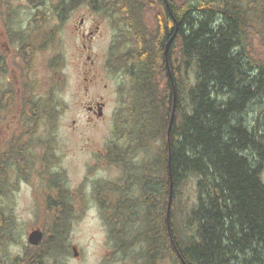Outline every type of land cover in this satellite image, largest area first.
<instances>
[{"label": "trees", "instance_id": "16d2710c", "mask_svg": "<svg viewBox=\"0 0 264 264\" xmlns=\"http://www.w3.org/2000/svg\"><path fill=\"white\" fill-rule=\"evenodd\" d=\"M27 1L33 6L52 5L57 14L63 17L83 3L105 14L117 32L109 64L114 71L127 73L134 84L151 86L150 89L154 90L153 97L147 98L145 95L144 108L148 109L151 103L149 99H154L153 107L159 112L162 126L160 200L157 220L153 218L145 222L149 230L144 237L149 241V246L142 253L143 259L152 261L157 254L160 261L165 257L174 264H264V244H261L260 251L251 253L247 246L251 240L257 242L264 235V107L262 101L250 104L251 112L257 116L252 127L238 123V115L247 111L249 103H254L251 100L253 96H260L256 93L261 86H258L259 80L254 76L246 56L237 59L233 54L241 23L232 5H226L224 0ZM166 4L171 6L175 22L168 17L167 24H164L160 19L156 7ZM256 5L258 33L259 25L264 28V10L258 8L264 5V0H256ZM218 11H227L236 23L226 18L224 27L219 28L214 24L217 18L214 22H207L205 13L212 17ZM47 12L36 9L35 20L41 23ZM147 15L153 21L150 29L147 27ZM175 24L177 29L169 36ZM168 38L171 39L167 60L170 70L175 61L173 74L177 87L176 105L167 139L166 129L172 105L163 46ZM259 46L263 50L264 40ZM256 53L259 54L258 49ZM47 105L49 107L50 101ZM143 116L144 113L136 114L134 118L140 124L139 117ZM112 149L120 150L116 146ZM121 154L115 160L125 167L126 162L120 161L124 160L125 154ZM10 171L8 161L3 162L0 165V181L7 180ZM189 177L193 178V200L189 207L181 206L177 204L180 191ZM170 182L172 204L168 212L180 214L175 227H172L173 246L167 239L166 221L163 218L166 204L162 201L169 193ZM143 185H146V181ZM148 191L144 190L143 197L151 199V188ZM147 201L145 208L142 204H133L131 210L129 206L117 203L115 210L125 214L135 207H141L142 211L153 214L154 203ZM51 204L56 205L55 202ZM62 206L57 205L50 232L42 242L36 247L24 249L25 264H64L60 256L67 253V229L65 214L59 213ZM67 206L64 204V207ZM113 206L104 205L107 211ZM0 210L4 214L1 207ZM169 219L171 221V215ZM129 220H126L128 225ZM155 221L158 222L159 231L157 249L154 248L152 232ZM236 228L240 229L244 240L240 247L242 259L238 258ZM12 229L10 216L4 214L2 219L0 217V264L9 263L2 244L5 239L12 238L8 235ZM119 230L113 234V238L119 241V249L125 251L124 241L128 242L129 235L125 226Z\"/></svg>", "mask_w": 264, "mask_h": 264}, {"label": "rangeland", "instance_id": "374dc122", "mask_svg": "<svg viewBox=\"0 0 264 264\" xmlns=\"http://www.w3.org/2000/svg\"><path fill=\"white\" fill-rule=\"evenodd\" d=\"M28 5L27 0H15L17 13L22 8L30 10V8L26 7ZM31 14L32 10L26 12L28 16ZM82 16H85L84 25L86 27L95 18L100 28L99 35L92 46V50L95 53V71L91 73L94 79L90 83L82 79V69L78 68L80 65L77 51L78 42L70 32L72 26ZM49 23L53 25L56 20L50 19ZM147 27L149 29L152 27L149 22ZM116 33V29L112 27L110 20L105 14L90 11L82 15L81 12H76L67 19L63 31H61L62 45L55 43L46 51L48 69L46 67L42 79L47 78L48 84H50L52 79L55 82L54 84L60 87L58 89L52 88L51 94L44 95V97L47 96L46 99L50 101V107H52L45 109L48 114L44 122L47 123L52 132V140L47 142V146L53 144L54 147L53 149H48L47 153H45L46 148L38 146L39 141L42 139L37 133H34L32 143H35V149L33 152L42 157H37L39 161L30 168L28 177L26 179L20 178L12 173L7 180L0 181V207L6 216H10L13 225V229L8 233L12 238L5 239L2 244V248L9 257L8 264H25L24 248L27 246V235L32 228L40 227L45 236L49 234L51 219L56 214L57 209V205L49 204L48 196H52L55 193L50 188L60 185L61 188L67 189V193L63 195L67 198L71 192H76L79 189V192H81L80 197L84 196L87 199L99 181L105 182L120 175L121 169L119 167L116 172L112 166L104 164L106 160L103 155L104 149L116 146L120 150L115 151V153L120 155L124 153L130 156L126 160L127 165L136 163L146 166L147 171L153 170L154 175L160 174V146L162 142L160 134L162 126L159 112H155L152 115L151 111H149L146 115L144 114L145 122L142 124L125 116L126 114L122 113V110H125V105L120 106L118 104L116 88L130 85L131 81L127 75L110 72L105 66V60L109 59V55H107L109 54L108 48L112 44H116ZM256 44V47H260L259 43ZM58 56L59 63L62 66L59 69L57 68L58 70L56 71L55 68L52 69L49 65L56 62L55 60ZM260 63L264 64V57L261 58ZM174 64L175 61L172 62V65ZM262 67L264 66H261V77L264 78V69ZM86 86L89 88L88 91L84 90ZM258 86L264 88V80L261 85L258 83ZM263 94L264 92L261 90L259 95L264 97ZM99 98L106 102L104 117L91 124V122H88L89 117L85 104L86 101L91 102ZM251 100L253 101V98ZM256 103L257 100L254 103H249L247 111L245 110L238 115V123L243 126L247 125V128L252 127L257 116L251 112L250 104L254 105ZM73 120L78 124V128L84 130L83 132L73 129ZM89 125L91 126L86 129ZM3 126H6V120H4ZM43 127V123H40L38 131H42ZM129 137L133 140H130ZM131 153L133 154L130 155ZM124 168L128 173L127 167ZM147 171L140 170L139 176L141 180H144V173H149ZM262 173L264 181V169ZM193 196V178L189 177V180L186 181L180 191L177 204L189 207ZM166 200H168V195L162 199L167 209ZM64 202L68 203L67 201ZM145 203L138 202L126 205L131 210L133 204H142L145 208ZM181 206H178V208ZM142 209L141 207H135L131 212L137 213V218L140 219L142 217L139 216V213L149 214L147 211H142ZM100 210L101 208L99 209L97 204L90 199H87L85 203H80L78 207L74 206L73 212L77 215H73L69 227L67 253L60 256L62 258L63 255L64 263L129 264L132 259L141 264L140 244L137 243L139 246L135 244V247L132 245L125 251L116 247V244H112L113 242L109 239L104 229L103 221L99 216ZM157 211L158 203L157 205L154 204L153 214ZM4 214L0 210L1 219ZM149 215V220L153 219L152 214ZM170 215L175 223L180 214L172 215L171 211ZM153 224L157 225L158 222L155 221ZM173 227L175 226L173 225ZM131 228L137 232L140 228L138 222L133 223ZM133 231L129 230L127 232L129 237ZM73 245L77 246L79 250V255L76 258L72 254ZM165 260L167 261L166 264L170 263L168 262L169 260Z\"/></svg>", "mask_w": 264, "mask_h": 264}, {"label": "flooded vegetation", "instance_id": "af4514ba", "mask_svg": "<svg viewBox=\"0 0 264 264\" xmlns=\"http://www.w3.org/2000/svg\"><path fill=\"white\" fill-rule=\"evenodd\" d=\"M224 3L226 5H232V10H236L238 12L237 18L241 23V27L239 26L238 28V32H240L239 36L234 41L235 45L233 54L237 59H242V57L246 56L250 67L254 70V76L258 78L259 84L261 85V82L264 80V78L261 77L262 71L257 68L255 59L257 58V49L259 51V59L264 57V48L262 50L259 47H256V43L262 45V40H264V28L259 25V32L256 33V0H224ZM26 7L30 8V10H27V8H22L19 13H17L15 0H0V165L3 162L8 161V166L12 173L14 175L16 174L20 178L25 179L27 178V173L30 168H32L34 164L39 161V159L37 158L39 155L33 152V150L35 149V143H32L33 134L37 133L40 139H42L39 141L38 146L44 149L46 148L45 153H47L48 149H53L54 147L53 144L51 146H47V142H51L52 140V132L51 129L47 126V123L44 122L48 114V112H45V109H47L48 107V101L46 99L47 96L44 97V95L48 93L51 94L52 88L58 89L60 87L59 85L54 84L55 82H53L52 79L50 81V84L47 83V78L42 79V75L43 72L46 70V67L48 69V59H46V51L50 48V46H53L55 43L62 45L61 31H63V27L67 19L72 14L76 12H81V14L83 15L86 14V12L90 11L99 13L94 10L88 3L78 5L74 10L70 12V14L64 17L60 14L58 15L57 12L54 10V6L52 5H28ZM157 7L163 8L164 18L166 19V21L168 17L171 21L175 20V15L172 11V8H170L171 6L169 4H166L165 6L158 5ZM258 8L264 10V5H261ZM35 9L48 11L45 14V19L41 23L35 20V14H31L29 16L26 15L27 11H33ZM206 10L208 12V9ZM205 14L207 22L209 20L214 22L215 18H217V21L214 24H216L219 28L224 27L226 18L233 20V18H231L227 14V11H218L212 17H210L209 13ZM147 17L150 19L149 15H147ZM84 18L85 16H82L78 20V22L72 26L70 32L75 38V40L78 42L77 51L80 61V65L78 66V68L82 69V79L85 82L90 83L94 79V77L91 76V73H94L95 71V53L92 50V46L99 35L100 28L95 18H93L90 24L86 27L84 25ZM50 19H55L56 23L50 25ZM166 21L163 23L165 24ZM233 21L236 23V20ZM149 24L151 26L153 25V21L151 19L149 20ZM176 29L177 24H175V28L171 33H169V36L170 34H174ZM169 39L171 38H168L164 42L163 46L164 60H166L168 67V54L166 56L164 50L166 47L168 50V45L170 43ZM149 40L150 39H148L147 42ZM110 51L111 46H109L108 48V53H110ZM109 61L110 59L105 60V66L110 72H113L112 66L108 64ZM49 66H51L52 69L55 68L57 71L62 66L59 63V56L57 57V61L52 64L50 63ZM167 71L170 88V100L172 105L173 98L174 96H176L177 87L175 82V76L173 74L175 71L174 65H172V70H170L169 67V69L167 68ZM150 88L152 87L134 84V80L130 85H123L116 88V93L118 94V104L120 106L125 105L126 111L122 110V113H125V116H128V118L130 117L135 121L136 119L134 118V115L136 114L144 113L146 115L149 111H151L153 115V113L157 112L156 109H154L153 107V103L155 101L154 99H149L151 103L148 105V109L144 108V105L146 103L144 101L145 95L147 98L154 96V90ZM84 90L88 91V86H86ZM261 90L264 92V88L261 87L258 89L256 94H259ZM145 91L146 93H144ZM255 100H257V102L262 101L264 107V97L262 95L260 97L254 95L253 102ZM149 101L147 103H149ZM105 107L106 102L100 98L98 100L94 99L91 102L86 101L85 108L89 117L88 122H91V124H93V122L103 119ZM48 108L52 107H50L49 105ZM145 115L140 118L141 123L145 122ZM4 120H6V126H3ZM170 120L171 119L169 118L168 125L171 124V122L169 123ZM40 123H43L44 127L42 128V131L39 132L38 125ZM72 126L74 130L77 129L80 132L84 131L81 128H78V124L75 120H73ZM90 126L91 125L86 127V129ZM129 139L133 140L130 137ZM114 151L115 150L112 148L104 149L103 155L106 157L104 164L112 166L116 172L118 171L119 167L121 169L120 175L115 179H109L105 182L99 181L93 188L94 191H91L90 196L87 197V199L93 200L95 204H97L99 209L101 208L99 216L103 221V226L106 233L108 234L109 239L111 240V242H113L112 244L117 245L116 247H119L120 243L119 241H116L113 238V234L117 232L120 227L125 226L127 232L129 230L133 231L135 230L131 228L133 223L137 221L144 222V224L139 223V227L145 225L146 227L140 228L137 232L133 231L128 242L124 241L125 244L123 243L125 248H129V245H134L133 247H135V244H140V254H142L145 250H147V247L149 246V241L145 238V235L147 234L149 228L148 224H145V222H149L150 215L139 213V216L142 217L139 219L137 218V213L135 214L134 212H130L124 214L112 210L115 209L117 203L119 205L121 204L122 206H124L129 203L148 202L147 200H151L155 205H157L160 193L159 175H154L153 170L147 171L146 166L139 165L136 163H132L130 165L126 164L125 167H127V169H130V171L133 173H137L139 172V170L149 172L144 173L143 178H148L147 180H144L146 181V185L144 186V181H135V179L138 178L137 175L128 176L124 166H122L120 162L114 161L113 157H118V153H115ZM132 154L133 153H131L130 155ZM108 156L109 158L107 159ZM39 157L42 156L40 155ZM129 157V155L125 154L124 160L121 159L120 161L126 162ZM40 162L42 161L40 160ZM130 185H132V187H130ZM150 185H152V187ZM149 188H151L153 193V197L151 199L149 197H143L144 190L148 193ZM170 188L172 192V185H170L169 187V193L167 194L168 198L170 194ZM52 189L55 191V193L52 196H48V201L51 202L54 200L53 202H55L56 204H61L63 206L64 204L68 205L67 207H63V209L59 211V213L62 212L65 214V228L69 231L73 215H77L73 212L74 206L78 207L80 203H85L87 199L84 196L80 197L81 192H79V189H77L76 192H71L68 198L63 196L65 193H67V189L61 188L60 185L56 187L53 186L52 188H50V190ZM63 200L67 201L68 203L64 202ZM105 203L107 205L112 204L114 206L112 209L108 208L109 211H107L105 207L102 206L106 205ZM152 216L155 220H157L156 218L158 217V213L156 212L155 214H152ZM119 218L121 219L119 220ZM163 218L166 221L165 230L167 234V239L169 243L172 244V227L174 225V222L172 220V217L171 221L169 219L170 212H168V205L167 211L164 213ZM126 220L133 222L129 223L128 225V223H126ZM152 232L154 235L153 240L155 242L154 248L157 249L159 242V231L157 225H155V228H153ZM235 236L236 245L238 248V258L242 259L240 247L244 240L239 228H236ZM262 242H264V235L263 239L261 238L257 242L254 240L248 242V252L251 253L253 251H260L262 249L261 244H264ZM138 244L137 246H139ZM29 257L30 256H27V258ZM141 259H143L142 255ZM165 259L169 260V264H174L169 258H163V260L160 261L158 259L157 254H155L154 258H152V261H145L143 259L141 264H166L167 261ZM129 264L138 263L134 262V260L131 259L129 261ZM240 264L244 263L240 262Z\"/></svg>", "mask_w": 264, "mask_h": 264}, {"label": "water", "instance_id": "95a60500", "mask_svg": "<svg viewBox=\"0 0 264 264\" xmlns=\"http://www.w3.org/2000/svg\"><path fill=\"white\" fill-rule=\"evenodd\" d=\"M165 55L167 56V47L164 50ZM175 97L173 98V106H172V112H171V118L173 117V113H174V108H175ZM169 129L170 126H168V133H169ZM167 133V134H168ZM169 135V134H168ZM170 200H171V193L169 194V199H168V209H169V205H170ZM28 243L31 245H38L42 239V232L39 228L33 229L30 231V233L28 234ZM74 251V256H77V250L76 248H73Z\"/></svg>", "mask_w": 264, "mask_h": 264}, {"label": "bare ground", "instance_id": "6f19581e", "mask_svg": "<svg viewBox=\"0 0 264 264\" xmlns=\"http://www.w3.org/2000/svg\"><path fill=\"white\" fill-rule=\"evenodd\" d=\"M240 11V10H239ZM172 112V111H171ZM170 116H171V114H170ZM170 119H172L171 117H169ZM169 120V119H168ZM171 122V120L169 121V123ZM262 180H263V178H262ZM263 183H264V181H263ZM166 211H167V209H166Z\"/></svg>", "mask_w": 264, "mask_h": 264}]
</instances>
